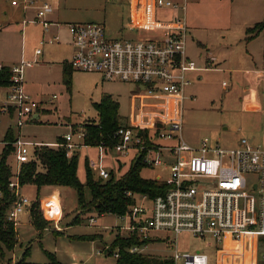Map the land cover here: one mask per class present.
<instances>
[{"label": "rangeland", "instance_id": "rangeland-1", "mask_svg": "<svg viewBox=\"0 0 264 264\" xmlns=\"http://www.w3.org/2000/svg\"><path fill=\"white\" fill-rule=\"evenodd\" d=\"M12 1L0 0V63L7 68L19 66L24 59L34 63L25 72L23 89L32 100L40 103L42 109L39 110V120L29 121L21 128L18 127L17 113L11 115L0 111V155L6 147L9 130L14 139L21 134L28 142L56 144L71 131L79 132L84 124L98 123L95 104L104 95H112L118 101L120 117L125 123H131L133 113L138 115L141 107V102L134 104L132 100L137 92L136 85L109 82L97 73L75 71L70 64L72 76L69 84L64 76L65 60L71 62L73 58L70 35L64 24L102 23L109 39H127L126 35L131 32L127 0H67L58 9L57 17V21L64 25L58 32L62 43L47 44L45 55L40 58H36L35 50L43 39V30L39 25L24 24L25 20H34L37 9L30 8L25 17L22 6L13 7ZM164 1L179 4L177 10L182 11L188 28L187 55L197 66L196 71L186 73L191 84L184 89L185 98L180 106L184 139L198 145L207 138L214 147L219 145L226 149L247 139L264 151V0ZM162 18L170 20L168 16ZM56 29L52 27L53 31ZM49 32L44 38L47 41L53 39L51 28ZM6 96V89H0V109ZM29 151L33 158L36 148L31 146ZM77 152L78 178L83 185L87 183V162L97 163L99 169L118 179L128 172L137 158L133 150L126 157L114 150L105 152L92 146L82 147ZM8 166L11 181H16L15 152L8 157ZM89 168L94 180H101L97 169ZM141 174L145 179L160 177L165 180L168 171L163 167H146ZM55 191L54 187L38 190L30 184L21 186L20 195L42 204V199ZM60 193L59 226L62 231L56 230L52 223L45 225L49 226L46 230L38 231L33 226L32 214L31 220L22 215L17 227L18 243L14 249L4 250L0 264H16L27 251L26 260L33 264H51L50 256L59 264H116L106 247L112 250L116 237L127 235L120 232L127 223L116 215L99 216L93 211L85 213L81 223L73 224L79 214L77 190L66 187ZM85 197L87 201L91 199L88 189ZM134 198L139 206L144 202L141 195ZM145 204L151 206L149 201ZM91 218L94 222L90 221ZM158 238L161 241L143 247L144 254L170 258L176 251L182 254L201 252L208 256L209 264H264L262 237L252 239L242 249L230 240L219 243L212 236L201 239L190 233L178 236V247L174 243L176 237L168 232L154 233V239ZM221 249L230 250L224 252Z\"/></svg>", "mask_w": 264, "mask_h": 264}, {"label": "built area", "instance_id": "built-area-1", "mask_svg": "<svg viewBox=\"0 0 264 264\" xmlns=\"http://www.w3.org/2000/svg\"><path fill=\"white\" fill-rule=\"evenodd\" d=\"M54 1L57 0H23L22 3L14 0L12 5L22 6L25 13L35 7L34 20H25L24 24L40 25L47 33L52 25L48 17L54 12ZM148 1L150 9L147 15H151L153 8L179 9V4L171 1ZM183 9L186 10L185 7ZM67 28L75 48L69 62L72 69L97 73L106 81L130 83L137 87L135 99L141 102L138 115L133 113L132 122L125 123L117 130L115 137L118 142L113 148L99 147L105 152L114 150L123 157L133 150L136 157H142L146 167H163L168 171L165 180L157 179L166 184L167 190L163 195L154 199L141 195L144 202L140 206L133 205L126 215L120 217L127 223L120 231L127 233L123 237L136 235L141 240H148L154 238V233L168 232L176 237L174 243L178 247V236L190 233L201 239L212 236L219 243L230 240L240 249L252 239L264 238V151L247 139H242L238 146L230 149L219 145L214 147L207 138L198 145L184 139V119L180 106L185 98L184 89L191 84L186 73L197 70L196 63L187 55L188 28L184 15L175 17L170 23L150 20L140 29L152 34L135 39H109L102 23H71ZM58 40V37L49 41L43 38L35 55H42L47 44H54ZM33 64L24 59L19 66L10 68L11 84L6 88L7 96L0 109L2 113L18 114L19 128L29 121L33 122V117L42 109L23 89L25 72ZM4 67L0 63V70ZM63 139L62 145L47 146L65 147L68 157L87 147L84 145L85 132L82 127L79 132L71 131ZM44 145L25 141L21 134L12 144L17 170L16 181H10L9 190L15 201L7 216L16 233L20 217L31 214L34 203L20 195L21 166L32 160L29 147ZM89 166L97 169L100 179L111 178V174L99 169L97 163L90 162ZM2 199L3 191L0 188V201ZM147 201L151 206H146ZM48 207L52 216L58 210L52 201ZM41 210L44 218L56 230L62 231L59 226L61 217L49 218L43 202ZM90 221L94 222L93 219ZM143 247L146 245H136L128 251L131 254H144ZM106 249L109 253L110 247ZM113 257L119 258L118 251ZM171 260L172 264H209L208 256L201 252L182 254L176 251Z\"/></svg>", "mask_w": 264, "mask_h": 264}, {"label": "trees", "instance_id": "trees-1", "mask_svg": "<svg viewBox=\"0 0 264 264\" xmlns=\"http://www.w3.org/2000/svg\"><path fill=\"white\" fill-rule=\"evenodd\" d=\"M64 76L68 84L71 81V69L65 64ZM11 84L10 68L4 67L0 70V89L7 88ZM99 114L98 123H86L82 126L85 132L84 145L99 147L106 146L113 148L118 139L115 137L117 130L125 125L119 115V103L112 95H104L99 103L95 104ZM39 120V119H38ZM36 121V120H35ZM11 130L6 136V147L0 155V188L3 191V199L0 201V261H3L4 250H12L18 243L17 233L14 225L8 221L7 212L15 201V197L9 190L12 173L8 166V157L15 152L12 146L14 142ZM64 139L59 138L56 144L62 145ZM79 154L75 152L72 157L67 156L66 148L62 146H41L36 148L35 156L29 163L21 166L19 181L21 186L35 185L38 190L42 187L74 188L78 193L79 214L73 224H79L85 213L95 212L99 216L113 214L118 217L126 215L130 208L136 204L135 195H148L151 199L163 195L166 184L159 180L145 179L142 177V170L146 168L142 157L133 160L130 169L118 179L111 175L109 180L95 181L87 162V183L83 185L78 178ZM88 189L91 199L86 200L85 190ZM131 194L132 196H129ZM33 226L38 231H44L50 223L47 221L41 210L39 200L34 201L32 209ZM92 219V218H91ZM45 225H49L46 227ZM161 241L158 239L141 240L136 235L128 237H116L112 243V256L116 251L119 258L115 259L116 264H172L170 258H160L146 254H131L128 249L133 246L148 245L152 242ZM28 251L16 264H33L26 260ZM52 263L59 264L53 256H50Z\"/></svg>", "mask_w": 264, "mask_h": 264}, {"label": "crops", "instance_id": "crops-1", "mask_svg": "<svg viewBox=\"0 0 264 264\" xmlns=\"http://www.w3.org/2000/svg\"><path fill=\"white\" fill-rule=\"evenodd\" d=\"M14 1V0H13ZM67 0H57L53 2V6H54V12L48 17V20L51 22V31H52V36L53 38L58 37V44H61L62 41L59 37V29L65 25V27L67 28V26L71 23H65L64 25L61 24L59 21H57V17H58V9L64 4L66 3ZM128 3V9H129V13H128V22H129V28H130V34L126 35L127 39H135L136 37H141V36H149L150 34H152V32L146 31V30H141L140 26L149 22L150 20H155L158 22H163V23H170L172 21H174L175 17H180L182 16V11H178V10H170V9H165V8H153L151 15H147L148 9H150V2L148 0H127ZM13 6V5H12ZM14 7V6H13ZM57 8V10H56ZM163 12V15L161 14ZM25 13V12H24ZM27 15V12L25 13V17ZM162 16H168L170 17V20H164L162 18ZM34 25V24H33ZM40 26V25H39ZM53 28H58L56 29V31L52 30ZM42 28V26H41ZM43 30V38L47 37L46 34ZM68 30V28H67ZM124 31L121 32V34L123 35ZM50 33V32H49ZM70 35V34H69ZM69 44L72 46L73 48V55L75 52V48L71 42V36H70V40H69ZM44 50H43V54L40 56H36V58H40L42 56H44ZM69 60H65V64H69ZM6 89V88H5ZM7 91V90H6ZM132 100L133 103L136 104L137 100L135 99V94L132 96ZM40 104V103H39ZM12 115V114H11ZM39 115V113H38ZM40 118V116H39ZM45 144V143H44ZM45 145H55V144H45ZM80 150V149H79ZM62 188H56V191L52 194H54L51 198L48 196L44 199H42L43 201V206L44 208H46L47 210V216L50 217H58L59 216V207L60 204L62 202V198H61V193L60 190ZM57 193V194H55ZM51 196V195H50ZM52 202H54V206L58 208V210H56V212L54 213V215L52 216L49 210V204ZM25 217H31V214L27 213L25 215H23ZM31 220V218H30Z\"/></svg>", "mask_w": 264, "mask_h": 264}, {"label": "water", "instance_id": "water-1", "mask_svg": "<svg viewBox=\"0 0 264 264\" xmlns=\"http://www.w3.org/2000/svg\"><path fill=\"white\" fill-rule=\"evenodd\" d=\"M38 119H39V115L36 114V115L33 117V121L38 120Z\"/></svg>", "mask_w": 264, "mask_h": 264}]
</instances>
